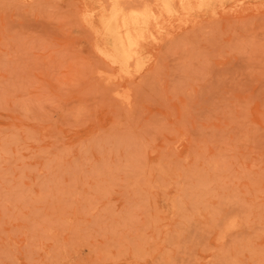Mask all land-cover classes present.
I'll return each instance as SVG.
<instances>
[{
  "label": "rangeland",
  "instance_id": "obj_1",
  "mask_svg": "<svg viewBox=\"0 0 264 264\" xmlns=\"http://www.w3.org/2000/svg\"><path fill=\"white\" fill-rule=\"evenodd\" d=\"M142 1L119 68L111 0H0V264H264V0Z\"/></svg>",
  "mask_w": 264,
  "mask_h": 264
},
{
  "label": "bare ground",
  "instance_id": "obj_2",
  "mask_svg": "<svg viewBox=\"0 0 264 264\" xmlns=\"http://www.w3.org/2000/svg\"><path fill=\"white\" fill-rule=\"evenodd\" d=\"M156 1H159V5L165 8V10H170V0ZM111 3L113 5L110 8L109 14L101 22L102 30L100 31V34L102 35L103 39L105 38V41L98 50L110 61L116 63L119 68H124L130 63H137L139 61L138 59L140 57V44L141 40L145 36V31L147 28L146 24L150 18V15H148L147 12L150 8L147 7V9L146 7H143V9H140L141 7H138L140 11L135 10L125 14L123 12V9H121V7L118 5V0H111ZM127 6L130 7V4L126 5L125 8Z\"/></svg>",
  "mask_w": 264,
  "mask_h": 264
}]
</instances>
